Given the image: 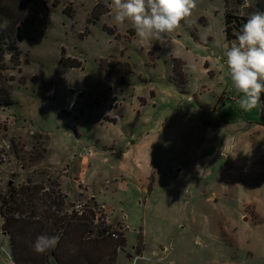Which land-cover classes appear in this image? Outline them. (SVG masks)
Segmentation results:
<instances>
[{
    "label": "rangeland",
    "instance_id": "1",
    "mask_svg": "<svg viewBox=\"0 0 264 264\" xmlns=\"http://www.w3.org/2000/svg\"><path fill=\"white\" fill-rule=\"evenodd\" d=\"M227 1L232 15L251 16L254 0ZM96 2L104 4L105 0H34L28 4L30 19L18 30L19 64L10 62L8 54L3 61L4 88L15 102L0 106V196L8 192L9 185L37 183L45 191L56 188L57 173L46 161L49 156L59 160L61 154H47L44 142L55 149L49 142L51 135H115L113 126L105 130L100 124L105 116L101 114V98L122 95L118 88L113 89L120 84L119 79H129L139 97L156 104L153 114L162 120L161 129L174 125L172 140L160 141L159 165L173 159L184 161V153L196 142L193 134L200 138L195 122L187 120L185 113H196L212 124L221 119L234 121L240 113L232 102L224 101L226 105H215L214 109V104L205 106L198 98L199 90L216 97L225 87L234 88L225 63L224 0H196L188 23L182 21L169 34L167 46L155 41L141 43L130 22L115 25L112 10L92 20L90 13ZM232 32L237 30L233 27ZM172 57L183 63L184 67L176 61L175 66L186 71L185 84L172 75ZM60 59L79 62L80 66H63ZM191 64H195V70L189 67ZM237 94L240 99L242 94ZM258 108L247 111V115L257 118ZM213 109L219 114H212ZM124 112L126 117L119 128L127 131L139 123L127 121L128 108ZM117 194L110 203L115 206L122 202L130 230L126 231V243L116 248L113 264L126 261L133 245L139 250L143 247L150 264H262L260 258L240 256L226 245L230 241L226 228L236 223L222 222L218 206L206 202L202 189L190 183L187 176L175 177L168 172L165 179L154 184L153 194L142 199L144 204L136 197L128 204L126 193ZM106 198L111 195L106 194ZM64 203L63 213L87 217L90 238L113 241L98 233L103 227L116 229L117 224L101 220L104 214L91 200L64 198ZM2 223L0 216V226ZM2 232L0 247L9 251L7 236ZM5 257L0 252V264H5ZM140 264L147 262L142 260Z\"/></svg>",
    "mask_w": 264,
    "mask_h": 264
},
{
    "label": "crops",
    "instance_id": "2",
    "mask_svg": "<svg viewBox=\"0 0 264 264\" xmlns=\"http://www.w3.org/2000/svg\"><path fill=\"white\" fill-rule=\"evenodd\" d=\"M183 72L186 82V71L183 69ZM113 89L122 95L113 93L101 98V114L105 116L100 124L105 130L113 126L115 135H69L68 132L51 135L49 142L55 149L44 142L47 154L52 155L51 151L61 154L59 160L49 156L46 162L57 173L58 187L65 200L88 198L101 209L106 222L127 224L122 202L116 207L110 203L118 192L126 193L128 204L134 197L137 201L141 198L144 204L142 199L153 194L154 184L165 179L168 172L175 177L187 176L190 183L202 189L206 202L218 206L222 222L236 223L226 228L230 235L226 245L240 256L247 254L252 260L260 258L264 264V124L258 121L261 105H258L257 118H251L247 111L240 109L238 92L234 88L225 87L216 97L212 92L213 96H209L199 90L198 98L205 106L214 104L215 109V105L217 108L229 101L236 104L240 113L234 121L221 119L222 122L215 124L206 122L196 113H185L187 120L195 122L200 138L197 139L199 134H193V142H196L193 149L184 153V161L173 159L159 165L160 141L172 140L174 125L161 129L162 120L153 114L156 104L151 99L139 97L134 92L136 86H131L129 79ZM229 94L233 99L227 98ZM125 108H128L127 121L134 119L139 123L127 131L119 128L120 121L126 117ZM214 109L211 113L219 114ZM106 194L111 198H106ZM129 230L130 226L124 231V238ZM219 232L224 237L221 229ZM5 264H8L7 257Z\"/></svg>",
    "mask_w": 264,
    "mask_h": 264
},
{
    "label": "trees",
    "instance_id": "3",
    "mask_svg": "<svg viewBox=\"0 0 264 264\" xmlns=\"http://www.w3.org/2000/svg\"><path fill=\"white\" fill-rule=\"evenodd\" d=\"M33 1L0 0V23L7 22V28L0 31V106H9L15 102L10 91L4 88V55L8 54L13 64H19L18 42L21 34L18 30L29 21L28 4ZM224 1L223 32L229 45L233 38L236 39L242 25L250 16L232 15L227 6L228 1ZM109 11L105 3L96 2L91 9V19L96 20ZM257 11L264 12V0H254L251 13ZM233 27L237 30L235 34L232 32ZM109 33L113 31L110 30ZM61 54H64L63 49ZM176 61L183 66L181 61L172 58L173 75L178 83L184 84L183 69L175 66ZM60 63L68 67L80 66L79 62L65 63L62 59ZM119 82L125 83L123 79H119ZM261 100L264 101V94ZM258 121L264 124V105H261ZM58 186L56 182V188L51 187L49 191H45L37 183H25L18 187L9 185L8 192L0 196V216L3 217L1 227L8 236L10 253L15 264H49L50 261L55 264H113L116 248L125 243L123 233H119V237L113 241L102 237L90 238L87 233L90 234L92 230L88 229L87 217L76 216L73 212H62L65 196ZM106 229H99L98 235L103 236ZM41 234L59 237L57 247L44 254H37L33 244Z\"/></svg>",
    "mask_w": 264,
    "mask_h": 264
},
{
    "label": "clouds",
    "instance_id": "4",
    "mask_svg": "<svg viewBox=\"0 0 264 264\" xmlns=\"http://www.w3.org/2000/svg\"><path fill=\"white\" fill-rule=\"evenodd\" d=\"M106 6L114 11V22L117 27L130 22L141 43L159 42L167 46L169 34L173 33L183 21L188 23L196 0H105ZM7 28V22L0 23V31ZM205 39V37H201ZM225 63L234 89L242 94L239 99L241 110L250 111L258 105L264 94V12H254L242 25L236 39L225 51ZM195 70V64L189 65ZM59 244V237L38 235L33 249L37 254L54 250ZM8 258V264H15L11 253L2 247ZM146 261L145 256H135L130 264Z\"/></svg>",
    "mask_w": 264,
    "mask_h": 264
},
{
    "label": "built area",
    "instance_id": "5",
    "mask_svg": "<svg viewBox=\"0 0 264 264\" xmlns=\"http://www.w3.org/2000/svg\"><path fill=\"white\" fill-rule=\"evenodd\" d=\"M227 98H229V99H233V96L232 95H228L227 96ZM3 193V191H2V188H1V185H0V195ZM80 205H77L76 206V208H77V210H79L78 209V207H79ZM100 219L101 220H104V218L101 216L100 217ZM93 221H94V223H96V222H98V217L97 216H95V218L93 219ZM127 229H129V226L126 224V223H123V222H121V223H117V226H116V229H106L105 231H104V234L105 235H108L109 237H111V238H113V239H117L118 237H119V233H123L125 230H127ZM0 232H2V227L0 226ZM140 255H142V256H145L144 254H143V252H142V250H139L137 247H136V245L134 246H132V249H131V251H129L127 254H126V261H120V262H117V263H115V264H130V261H131V259L133 258V257H135V256H140Z\"/></svg>",
    "mask_w": 264,
    "mask_h": 264
}]
</instances>
